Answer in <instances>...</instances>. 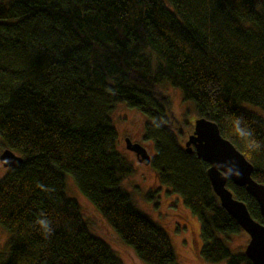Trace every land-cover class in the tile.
I'll use <instances>...</instances> for the list:
<instances>
[{
  "label": "trees",
  "instance_id": "obj_1",
  "mask_svg": "<svg viewBox=\"0 0 264 264\" xmlns=\"http://www.w3.org/2000/svg\"><path fill=\"white\" fill-rule=\"evenodd\" d=\"M161 84L216 123L264 184V118L242 106L264 111V0H0V139L23 160L0 179L9 234L0 264H123L90 233L66 174L143 263L176 264L167 233L122 187L133 169L116 151L121 102L144 117L158 185L198 219L204 262L251 264L227 247L242 229L214 194L209 165L167 125ZM253 139L259 151L246 147ZM227 187L264 224L255 199ZM41 213L48 239L35 224Z\"/></svg>",
  "mask_w": 264,
  "mask_h": 264
},
{
  "label": "rangeland",
  "instance_id": "obj_2",
  "mask_svg": "<svg viewBox=\"0 0 264 264\" xmlns=\"http://www.w3.org/2000/svg\"><path fill=\"white\" fill-rule=\"evenodd\" d=\"M157 97L168 103L167 125L184 147L198 119L194 103L184 101L181 91L169 84L159 86ZM242 106L264 118V111L261 109L247 103ZM112 121L118 135L116 151L133 169V174L125 179L122 187L131 196L134 207L167 233L176 255V264H211L204 262L200 256L202 241L198 219L184 207L179 198L158 185L151 165L141 164L136 155L126 148V139H130L131 142L144 146L150 156H153V143L145 144L143 141V115L137 109L129 108L126 103L121 102L112 113ZM5 149L0 139V155ZM6 172L7 168L0 163V179ZM65 180L69 197L81 205L90 233L103 239L123 264H145L119 239L94 206L80 193L74 178L66 174ZM151 191L154 193L152 200L148 198ZM8 238L9 234L0 227V250L4 248ZM249 240V236L242 230L230 236L226 245L232 250L244 251Z\"/></svg>",
  "mask_w": 264,
  "mask_h": 264
},
{
  "label": "water",
  "instance_id": "obj_3",
  "mask_svg": "<svg viewBox=\"0 0 264 264\" xmlns=\"http://www.w3.org/2000/svg\"><path fill=\"white\" fill-rule=\"evenodd\" d=\"M185 146L189 153H195L199 160L209 165L207 175L221 207L249 236L250 240L244 250L245 256L251 264H264V224L255 220L246 204L236 199L227 187L231 182L236 187L244 188L257 202L264 219V184L252 177L253 166L221 135L216 123L203 117L196 119L193 133L185 142ZM126 148L136 155L141 164L150 165L151 156L144 146L126 139ZM22 161L20 156L9 149L0 155V163L7 169L17 166ZM237 169L239 175H235ZM228 170L233 173L231 177L222 178Z\"/></svg>",
  "mask_w": 264,
  "mask_h": 264
},
{
  "label": "clouds",
  "instance_id": "obj_4",
  "mask_svg": "<svg viewBox=\"0 0 264 264\" xmlns=\"http://www.w3.org/2000/svg\"><path fill=\"white\" fill-rule=\"evenodd\" d=\"M107 91L112 92V89H107ZM241 118H237L234 123V127L238 126L240 123ZM237 134L241 137H246V133L243 132V130H237ZM246 147L250 151H259L261 149V144L256 141L255 139L251 140L249 144H246ZM233 173L231 170H228L225 175L222 177L224 179H229ZM239 170L237 169L235 172V175H239ZM36 226H38L41 234L44 236L45 239L50 238V236L53 234V228L51 226V222L46 218L45 214L41 213L40 217L36 219L35 221Z\"/></svg>",
  "mask_w": 264,
  "mask_h": 264
},
{
  "label": "flooded vegetation",
  "instance_id": "obj_5",
  "mask_svg": "<svg viewBox=\"0 0 264 264\" xmlns=\"http://www.w3.org/2000/svg\"><path fill=\"white\" fill-rule=\"evenodd\" d=\"M192 133H193V132H192ZM190 136H191V135H190ZM190 136H189V137H190Z\"/></svg>",
  "mask_w": 264,
  "mask_h": 264
},
{
  "label": "bare ground",
  "instance_id": "obj_6",
  "mask_svg": "<svg viewBox=\"0 0 264 264\" xmlns=\"http://www.w3.org/2000/svg\"><path fill=\"white\" fill-rule=\"evenodd\" d=\"M168 190V189H167Z\"/></svg>",
  "mask_w": 264,
  "mask_h": 264
}]
</instances>
